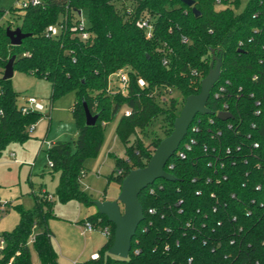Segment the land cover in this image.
I'll list each match as a JSON object with an SVG mask.
<instances>
[{"label":"trees","instance_id":"obj_1","mask_svg":"<svg viewBox=\"0 0 264 264\" xmlns=\"http://www.w3.org/2000/svg\"><path fill=\"white\" fill-rule=\"evenodd\" d=\"M5 12L0 5V19ZM9 12L14 19L0 22V155L10 143L30 138V126L44 115L22 113L19 93L2 78L14 55V71L50 82L51 100L74 93L76 138L46 151L58 173L52 196L60 202L93 204L80 186L84 162L97 154L106 123L123 109L130 113L122 111L115 131L125 156L109 152L115 169L107 181L120 185L131 169L145 166L173 129L185 97L200 91L211 50L222 58L206 101L210 112L193 118L165 165L175 180L158 178L138 195L143 218L128 256L108 252L114 224L95 211L81 222L107 225L110 234L98 256L81 264H264V0H193L192 6L180 0H39ZM78 12L86 14V39L70 30ZM141 17L152 23L149 38L136 25ZM59 23L58 35H45L48 25ZM7 27L28 36L13 45ZM119 68L127 69V83L110 90L108 77ZM169 89L181 98L167 97ZM83 102L97 114L93 125L85 123ZM218 111L232 116L220 119ZM158 118L161 134L152 130L146 143L140 132L148 135ZM34 196L32 208L18 206V222L0 234V264H32L29 243L39 264H59L47 223L52 198Z\"/></svg>","mask_w":264,"mask_h":264},{"label":"rangeland","instance_id":"obj_2","mask_svg":"<svg viewBox=\"0 0 264 264\" xmlns=\"http://www.w3.org/2000/svg\"><path fill=\"white\" fill-rule=\"evenodd\" d=\"M22 1L24 0H0V5L6 11L0 22L6 24L13 20L14 14L9 9L21 6ZM245 2L246 0H242V4ZM219 7L222 4H216V8ZM81 16L86 21L85 12H81ZM10 86L19 93L18 103L23 102L24 97L32 95L45 107L42 111L44 115L29 130L30 138L21 143H10L0 155V204L4 207V210H0V234L10 231L18 222V206L30 209L34 204L35 194H48L52 198L53 214L47 223L52 231L51 241L57 252L58 263L81 264L89 258L91 252L99 249L106 237L99 227L88 230L85 223L81 222L96 211L94 204L84 205L76 200L60 202L52 196L58 183V173L53 172L46 152L51 142L76 138L77 128L71 112L74 93L51 100V84L48 80L18 70L10 78ZM167 94V97L181 98L175 90ZM122 111L106 123L99 151L84 162L85 173L80 186L93 200H112L119 193V184L114 180L108 182L107 176L115 169L114 159L109 152L118 157L125 156L124 146L115 131ZM152 130L161 134V118L146 129L148 135L140 132L146 143L152 138ZM29 247L31 263L39 264L30 243Z\"/></svg>","mask_w":264,"mask_h":264},{"label":"water","instance_id":"obj_3","mask_svg":"<svg viewBox=\"0 0 264 264\" xmlns=\"http://www.w3.org/2000/svg\"><path fill=\"white\" fill-rule=\"evenodd\" d=\"M187 6L193 5V0H180ZM195 15L198 11L192 7ZM6 35L10 38L11 44L19 45L21 40L28 36L19 28H6ZM212 60L206 75L200 81V91L185 97L178 115L173 122L171 132L163 137L155 147L150 159L143 167L131 169L121 180L119 193L115 199L93 200L96 211L104 214L107 219L114 224L113 243L108 249L112 255L126 258L131 247V239L135 234L139 222L143 218V210L138 195L140 191L152 184L158 178L175 180L173 174L165 170L168 159L177 150L180 142L187 133L188 127L193 118L198 114L209 113L206 101L214 84L218 81L221 73L222 58L216 56L214 50ZM15 56L12 55L7 61L2 74L3 79L13 76ZM85 112V123L93 125L96 122L97 114H92L86 103L83 102ZM220 119H228L232 115L228 111H218L216 113Z\"/></svg>","mask_w":264,"mask_h":264},{"label":"built area","instance_id":"obj_4","mask_svg":"<svg viewBox=\"0 0 264 264\" xmlns=\"http://www.w3.org/2000/svg\"><path fill=\"white\" fill-rule=\"evenodd\" d=\"M39 0H24L21 2V6H25L28 3L36 4ZM136 25L140 28L145 29L146 37H151L152 33V23L147 17H141L136 21ZM86 27V21L82 18L81 12H78L73 24L70 26V30L73 32H77L78 35L82 39H86L88 37V31L85 29ZM61 28H63V24H50L45 29V35L48 37L56 36L60 33ZM163 63H166V60H163ZM193 74L196 75L197 71H193ZM127 83V69L126 68H119L115 72L109 75L108 77V89L112 87V85L115 84L116 86H123ZM139 85H144V80L142 78H138ZM169 92L171 90L169 89ZM25 98V101L23 104L19 105L20 111L22 113H27L29 111H43L44 105L43 103L35 96L28 95ZM258 104L259 101H256ZM259 110H256V113H258ZM130 113L129 109L124 110V114L128 115ZM32 128V125L30 126L29 130ZM254 146H257V143H254ZM186 148H190L189 145L186 144ZM178 149V148H177ZM179 156H184L183 151H178ZM50 166H52V162L49 161ZM150 191H152V188H150ZM48 198H51V196L48 195ZM0 210H4V207L2 204H0ZM150 212H153L152 209H149ZM85 227L88 230H91L95 227L90 221L85 222ZM101 229V233L107 238L110 234V228L107 225L104 226H98ZM3 245V240H0V247ZM98 256L97 253L91 254V258H96Z\"/></svg>","mask_w":264,"mask_h":264},{"label":"crops","instance_id":"obj_5","mask_svg":"<svg viewBox=\"0 0 264 264\" xmlns=\"http://www.w3.org/2000/svg\"><path fill=\"white\" fill-rule=\"evenodd\" d=\"M13 74H14V73H13ZM24 101H25V99H24ZM24 101L21 102V103H18V104H19V105H20V104H23ZM43 105H44V104H43ZM44 107H45V106H44ZM43 110H44V109H43ZM53 143H54V142H51V144H53ZM51 144H50V145H51ZM104 199H106V198H103V199H100V200H104ZM105 240H106V239H105ZM104 242H105V241H104ZM104 242H103V243H104ZM103 243H102V244H103ZM101 246H102V245H101ZM101 246H100V247H101ZM100 247H99V248H100ZM97 251H98V250H97ZM97 251H93V252H91L89 258L91 257V254H93V253H97Z\"/></svg>","mask_w":264,"mask_h":264}]
</instances>
